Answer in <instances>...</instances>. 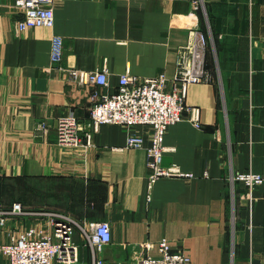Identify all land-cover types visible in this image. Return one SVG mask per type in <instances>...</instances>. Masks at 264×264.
I'll return each instance as SVG.
<instances>
[{
    "label": "crops",
    "instance_id": "0c3cea01",
    "mask_svg": "<svg viewBox=\"0 0 264 264\" xmlns=\"http://www.w3.org/2000/svg\"><path fill=\"white\" fill-rule=\"evenodd\" d=\"M199 1L196 9L195 0H56L52 27L21 30L15 0H0V176L34 194L0 204V243L40 224L37 212L49 207L79 223L108 220L112 241L98 256L109 261L160 255L165 239L192 264H264V183L249 196L228 181L231 171L264 173V0ZM194 26L210 29L216 45L207 58L213 80L187 89L202 126L188 118L169 125L162 159L193 177L162 176L149 189L148 125L102 124L91 145L85 131L80 145L57 141L59 117L75 115L86 127L94 91L114 92L122 74L173 76ZM73 67H106L108 85L72 81ZM41 121L48 129L38 132ZM130 131L145 145L127 146ZM11 201L30 213L5 212ZM74 241L91 263L78 229Z\"/></svg>",
    "mask_w": 264,
    "mask_h": 264
},
{
    "label": "built area",
    "instance_id": "2783aa9c",
    "mask_svg": "<svg viewBox=\"0 0 264 264\" xmlns=\"http://www.w3.org/2000/svg\"><path fill=\"white\" fill-rule=\"evenodd\" d=\"M56 0H15L22 12L16 21L18 29L30 27H52L55 23ZM194 7L200 8L195 0ZM211 49L216 52L211 31L201 26L190 27L188 40L178 48L176 72L169 76L161 72L153 77H139L124 73L119 78L117 89L110 92L95 90L90 120L85 127L77 116L59 117L56 127L57 141L61 144L87 145L93 143V136L105 123H119L128 127L148 125L150 127V145L148 146L150 167L149 189L162 176L193 177L191 172L183 171L178 165H163V153L166 150L165 134L169 125L188 118L201 127L200 109L186 103L187 89L190 84L213 80L207 58ZM63 39L55 37L52 46V60L60 62L63 57ZM72 81L80 85H108V71L101 69H69ZM188 113V115H187ZM48 129L47 121H41L38 132ZM85 131V137L81 132ZM146 138L141 133L130 131L127 146L142 147ZM228 181L234 185L242 182L249 196L254 189L264 183V173L252 169L234 172L228 175ZM7 213L29 214L21 203H14ZM45 221L28 227L17 235H12L0 249L8 258L9 264H192L191 258L182 250H174L165 239L159 242L160 255H146L140 259L109 261L99 257V252L112 241V226L108 220L90 221L80 224L68 214L60 212H37ZM4 220V219H3ZM4 222V221H3ZM91 250L92 262L79 258V246L74 241L75 228Z\"/></svg>",
    "mask_w": 264,
    "mask_h": 264
},
{
    "label": "rangeland",
    "instance_id": "374dc122",
    "mask_svg": "<svg viewBox=\"0 0 264 264\" xmlns=\"http://www.w3.org/2000/svg\"><path fill=\"white\" fill-rule=\"evenodd\" d=\"M207 20H208V18H207ZM3 182H4L3 177L0 176V204L4 203L6 200L8 201L9 199L15 200L17 198V196H22V197L25 196V198L30 199L31 202L33 201V199H34L33 192L30 190L27 191L25 188L20 187V183H19L18 179L14 180L11 178V180L8 182V186L4 185ZM41 197H42V202L47 203L49 201V192H48L47 196H45V192H43V194L41 193ZM12 203L13 204L14 203H21L23 206V203L20 201H13ZM47 205H49V204H47ZM24 209L27 211L26 208H24ZM39 210L42 212H51L52 209H50L49 207H46V208H42ZM42 218H43L42 222H44L46 218L45 217H42ZM80 224H83V223H80ZM76 229L79 230L78 227H76L75 230ZM0 244H3V243H0ZM90 253H91V250H90ZM1 256L6 257L4 252L0 249V257Z\"/></svg>",
    "mask_w": 264,
    "mask_h": 264
}]
</instances>
